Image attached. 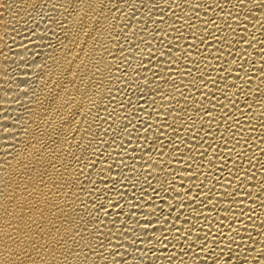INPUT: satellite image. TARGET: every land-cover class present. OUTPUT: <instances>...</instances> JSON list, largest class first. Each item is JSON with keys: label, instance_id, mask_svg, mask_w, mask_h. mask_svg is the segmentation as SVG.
Returning a JSON list of instances; mask_svg holds the SVG:
<instances>
[{"label": "bare ground", "instance_id": "bare-ground-1", "mask_svg": "<svg viewBox=\"0 0 264 264\" xmlns=\"http://www.w3.org/2000/svg\"><path fill=\"white\" fill-rule=\"evenodd\" d=\"M0 264H264V0H0Z\"/></svg>", "mask_w": 264, "mask_h": 264}]
</instances>
